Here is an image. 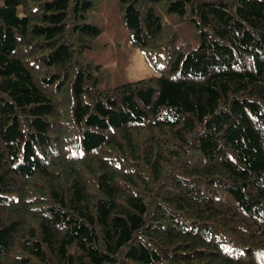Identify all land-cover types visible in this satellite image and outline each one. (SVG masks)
<instances>
[{
    "label": "trees",
    "instance_id": "obj_1",
    "mask_svg": "<svg viewBox=\"0 0 264 264\" xmlns=\"http://www.w3.org/2000/svg\"><path fill=\"white\" fill-rule=\"evenodd\" d=\"M105 1L0 0V264H264V0Z\"/></svg>",
    "mask_w": 264,
    "mask_h": 264
},
{
    "label": "rangeland",
    "instance_id": "obj_2",
    "mask_svg": "<svg viewBox=\"0 0 264 264\" xmlns=\"http://www.w3.org/2000/svg\"><path fill=\"white\" fill-rule=\"evenodd\" d=\"M103 10L105 11L103 17H106L104 21H106L107 31L115 40H117L120 37L121 28L119 20L114 13L115 7L113 1L106 0ZM104 42L107 47L112 45L111 42ZM122 48L123 47L121 46L116 48L115 56L117 59L115 56L113 58H105L99 51L97 54L90 56L93 60L104 61L105 68L110 70V83H117L126 79L128 80V78H140L153 72V69L147 64L142 57V53L138 49L133 51L127 50V54H124L121 52ZM108 61L110 62L108 63Z\"/></svg>",
    "mask_w": 264,
    "mask_h": 264
}]
</instances>
